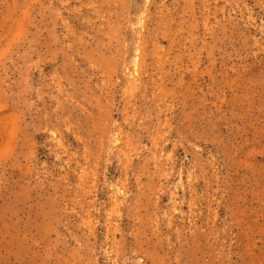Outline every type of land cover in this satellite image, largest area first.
I'll return each mask as SVG.
<instances>
[{"label":"rangeland","instance_id":"rangeland-1","mask_svg":"<svg viewBox=\"0 0 264 264\" xmlns=\"http://www.w3.org/2000/svg\"><path fill=\"white\" fill-rule=\"evenodd\" d=\"M0 264H264V0H0Z\"/></svg>","mask_w":264,"mask_h":264}]
</instances>
